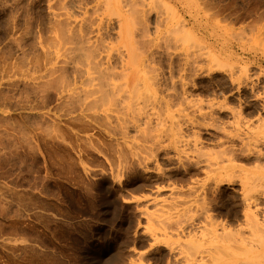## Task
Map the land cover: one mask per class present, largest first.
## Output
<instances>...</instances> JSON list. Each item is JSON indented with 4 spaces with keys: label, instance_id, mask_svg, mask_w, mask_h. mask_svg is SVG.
Listing matches in <instances>:
<instances>
[{
    "label": "rangeland",
    "instance_id": "1",
    "mask_svg": "<svg viewBox=\"0 0 264 264\" xmlns=\"http://www.w3.org/2000/svg\"><path fill=\"white\" fill-rule=\"evenodd\" d=\"M0 264H264V0H0Z\"/></svg>",
    "mask_w": 264,
    "mask_h": 264
}]
</instances>
